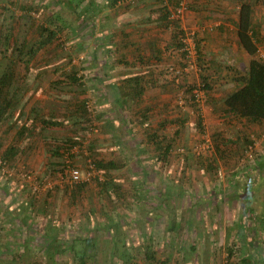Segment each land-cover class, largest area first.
<instances>
[{"label": "rangeland", "instance_id": "1", "mask_svg": "<svg viewBox=\"0 0 264 264\" xmlns=\"http://www.w3.org/2000/svg\"><path fill=\"white\" fill-rule=\"evenodd\" d=\"M88 1L89 0H85L81 3L78 7V12L75 13L73 10L63 7L60 0H0V11H2V7L6 5L11 9L14 15L13 24L15 32H17L18 26L23 22V18H21V15L24 14L23 9H31L30 14L33 25L27 37L31 38L35 26L42 23L46 17L54 12H59L63 19L69 24L53 44L47 46L38 53L31 64V73L26 74L27 72L24 69L17 66L15 70L17 75L13 86L15 87L18 82L20 83L17 86L19 87L18 100H20V104L13 109L11 116L8 118V121L11 123L15 121L16 126L12 129H7L6 123L1 126V131H3V133L0 131V138H3V135L6 134L4 135L5 140H0L3 143L0 147V151H2L4 147L11 142V137L15 133V130L23 123L28 124V132L17 143L19 154L14 163L10 164L12 167H4V170L3 168L0 169V226L1 228L10 227L9 229L15 231V228H20V225H24V228L27 227L26 229L29 231L31 230V233L33 232L32 235L35 237L33 241L42 243L39 249L32 246L26 251V257L30 260H34L31 264H48V261H50L48 259L49 256L45 259L42 252L44 246V228H47L52 233L63 235L62 237L65 238L77 235L81 227L85 228L84 226L87 224L91 225L90 227H96V222L100 221L99 218L105 216L101 211L103 213L108 212L109 215L114 212L117 216L118 211L120 213L126 211L128 216L123 218V221H127L125 222L127 224L125 231L127 230L128 232L126 238L129 244L132 243V246H135L134 250L132 248V252H127L126 254L128 256L133 255L131 257L134 259L137 257V262L141 264L142 256L137 253L138 248L136 247L140 237L138 232L140 228L143 230V227L146 231L150 229L145 226L147 221L146 218L149 216L147 211L150 210V202L155 205L160 199H165L168 196L171 200H174V196L179 197L181 195L184 198L186 196L223 192L229 194L235 188L232 186L225 187L226 189L224 191V187L218 186L217 184L219 180L232 178L231 180L239 185L238 181L235 179L239 180L243 178L246 172H253L255 163H259V160L264 159V123L255 124L241 119L236 121L237 119L234 118V127L236 128L229 129V131H235V129L239 130L238 140L233 142L235 143L234 145H231L230 141L226 142L225 138L222 140L210 134L207 124L203 121L204 131L201 132L198 129L196 120L198 115H201L202 105L208 100L206 99L208 98V91L204 92V101L202 103L199 104L195 101L192 103L188 100L190 95L186 93L187 85H197L204 81L210 82L212 88L216 86L217 88L220 87L221 91H224L227 85L224 88L220 85L221 82L219 81V77L216 76V74L219 73L217 69L221 67L222 70L227 69L235 65V60L243 63L246 61L242 59L240 55H236L237 59L233 57V60L228 54L230 49L225 47L227 54H217L219 50H221L222 43L221 46L214 42L205 44L203 43V39L201 42H198L197 49L198 58L196 62L199 69L194 68L186 73L183 72V74L178 77L177 81L171 74L173 70L171 68L182 69L184 67L185 55L181 47L176 48L168 45V48L172 49L170 51L172 53L174 52L171 54L174 58L173 64H170V66L166 68L168 72L171 73L170 75L166 74L168 77L165 78L164 82L172 81L175 91L172 98L178 103H174V106L177 105V109L173 107L175 113H180V117H175L172 122L168 123V126H170L168 134L169 136L173 135V149L167 158L168 160L160 162V160L157 159V151L156 153H146L145 151L139 153V145L142 144L143 141H140V144L137 145L134 138H130L131 133L129 134V129L131 128L132 130L133 126H138L140 128L139 125L142 121L140 120L142 117L138 114L139 110L135 105L128 108L131 114L124 113V117L126 118L127 116L124 122H122L124 119L119 109H113V107L109 105L103 106V104L99 103V105L97 104V107H93V110L90 112L92 125L95 123L96 126L84 128V124L76 122L75 124H70L71 126L66 123L63 127H41L35 118L48 119L52 117L57 119L61 117L63 113L68 114V112L74 108L76 100L80 98L86 97L90 106L92 104L91 101L94 103L96 102L97 93L102 89L100 86L90 84V80H88L90 76H93V73L90 75L89 69L91 65L90 61L92 60L91 56L93 55L92 47H94L92 40L88 38L90 31L87 30L88 27L84 25V20L88 19V22H91L89 17H92V12H83V8L88 4ZM105 1L106 0H92V3L93 5L97 3L101 5L103 3L105 4ZM184 1L186 2V9L188 7L190 10L191 8L188 6V0ZM199 1H203L204 3L210 1V3H214V1L217 0H189V2L194 4H198ZM220 1L221 0H219V2ZM222 1L226 3L228 9H234L236 13L238 12L241 2H247L252 6L251 20L255 22L259 21L262 31L264 32V0ZM170 7H172V5H170ZM186 9L183 13V17L178 21L182 33H178V30H176V27L174 28L173 25L168 31L171 32L172 35H177L178 38L183 36L189 40V32L193 31V34H195V31L189 29L186 25L185 28L182 26L185 12L188 11ZM172 10L173 7L169 10V15ZM210 14L211 13L206 15L197 14L191 26H199L197 20L201 23L205 22L207 26H211L208 25V22H213L211 19H214L213 15L216 16V14ZM6 16H8V12H6ZM224 44L226 43H223V45ZM107 47L108 48L105 46V52L109 56L110 53H112V49L109 46ZM258 48L260 52L264 54V40L259 42ZM234 49L237 50L238 48L234 47L233 50ZM97 51L100 54H98L96 59V68H98L97 70L100 72L102 52L100 49ZM224 54H226L227 58L222 56ZM175 57H177L176 61H174ZM8 63V60L0 57V74ZM72 69H77L78 75H84L82 81L85 88L83 95L73 98L69 90L75 89L74 86H55L54 84V81L59 78L65 80V76L70 74ZM162 71H164V69ZM171 78H173V80ZM66 101H71V104L67 106L65 103ZM148 107L149 110L153 109L149 105ZM104 108L108 110L104 111ZM91 109L92 107L90 106V110ZM97 110L98 113H96ZM153 110L156 111V109ZM51 111L53 113L49 114ZM133 111L135 112L133 113ZM185 111H189L190 113L186 118H182L185 119L183 122L180 121L181 113ZM150 114L149 111L148 115ZM112 116L116 118L117 122L114 123L115 120H113L114 118H112ZM120 117L122 120H120ZM108 119H110L109 125H107ZM225 121L227 128L228 125L230 126L233 124L231 120L224 119V122ZM117 123L119 126L109 132L108 127L111 125H118ZM148 123L151 126L155 125V122H147V124ZM100 128H104L105 133L101 132ZM143 128L144 127H142V130ZM94 129H98V132ZM72 130H78L82 134L83 138L80 140L82 147L80 145V148L78 146L72 148V150H70V153L73 155L72 157L69 156V151L63 152L64 157L54 154V148L63 145L62 143H64L65 136ZM161 131L159 133H161ZM204 134H207L210 140V147L200 152L198 146ZM246 138L249 139L252 144L246 143ZM91 140H96V147L93 149V153H95L94 157L103 160L115 159V157H119L120 159H122V157L124 158L126 166L119 171L111 172L110 175L114 181L123 186L125 192L129 195L125 199H116L114 196H111L109 199L111 202H109L105 195L95 196V191L98 190V188L93 182L75 198L70 197L68 185H66L69 179L67 170L69 166L64 167V165L72 164L73 167L80 170L81 176L84 178L86 175L85 166L87 162L90 159L93 161V153L90 154L88 149V144ZM219 141L224 143V149L226 151L230 152L232 150L236 152L237 157L234 159L236 162H229L231 159L229 161L226 160L228 164L225 163L222 165L223 167L220 168L217 166L215 169L211 167L209 163H212L216 158H212L214 155L212 151L215 143ZM149 144L151 143L144 142L142 150L145 149L144 147L147 148ZM245 148H247L246 153L244 150ZM60 150L62 151V147L58 149L59 152ZM249 150L251 151L249 152ZM237 166L240 169L237 170ZM233 171L236 175H234ZM258 171L259 172L256 171L255 173L258 175L260 179H258V183H260L261 179L264 180V170L262 171L259 169ZM252 188L255 187L252 186L249 189ZM238 189L240 191V188ZM147 190H149V192H147ZM159 190H161V194H159ZM135 192L140 195L144 194L145 196L142 195V197L136 198L137 195L135 197ZM149 197L152 198L150 202ZM163 204L166 205L167 203L163 201ZM91 221L93 222L91 223ZM243 222L247 224L249 221L244 219ZM161 226L163 227V225ZM9 235H11V233H9ZM190 236L191 235H187V238ZM0 242L4 243L3 241ZM163 242L164 236L160 238V243ZM230 243H234V249H236L235 253L238 254V256L235 255V257L239 258L240 252L237 250L239 247L237 244L239 242L235 240ZM241 251L246 253V250ZM18 252L19 250L16 248H11L6 252H2L0 254V263L10 261L13 259L12 257L14 254ZM97 253V258L101 260L105 258L109 261L113 258L112 255H109V252L103 249H98ZM158 253L159 255H157V257L165 258L168 251L165 249V246L162 245L158 247ZM221 254L222 253L219 254V264H227L226 251L223 252L222 255ZM91 260L93 259H90V261ZM94 260L96 259L94 258ZM234 260L237 259L235 258ZM71 262L72 256L68 253L62 256H56V264H71ZM89 264H91V262ZM94 264H96V262ZM97 264H99V262Z\"/></svg>", "mask_w": 264, "mask_h": 264}, {"label": "crops", "instance_id": "2", "mask_svg": "<svg viewBox=\"0 0 264 264\" xmlns=\"http://www.w3.org/2000/svg\"><path fill=\"white\" fill-rule=\"evenodd\" d=\"M111 1L112 0H106L105 4L103 3L100 5L97 3L93 5L92 0H89L88 4L83 8L88 12H92V17H89L91 22H88V19L84 20V25L88 27L87 30L90 31L88 38L92 40L94 46L92 47L93 55L91 56L92 60L90 61L91 65L89 69L90 75L93 73V76H90L88 80H90V84L102 88L97 93L96 102L94 103L91 101V103L94 107H97L99 103L103 104V106L109 105L113 107V109H119L121 114L125 112L129 113L127 107V109L121 107L122 104L128 107L135 105L139 110L138 114H140V116L142 115L143 108H149V105L153 109H156V111L153 109L149 110L151 114L146 120V122H155V125L151 126L152 128L150 131L156 132L160 137L166 136L173 139V135L169 136L168 134L170 128L168 123L172 122L175 117H180V113H175L177 105L174 106L176 101L172 98L175 92L172 81H163V84H160L158 81L151 86H146L144 87L142 95L130 102L118 101L119 99L123 100L125 97L123 98L122 96L121 99V95L114 94V88L112 87L113 84L119 85L122 79L129 73H139L141 75L152 73L156 80L162 77L160 73H164L165 77H168L166 74L170 75L171 72H168L166 68L169 67L170 64H173L174 58L173 55H171L174 52L172 53L170 51L172 49L168 48V45H171L173 42V35L168 31V29L172 28V24L169 19L163 21L162 15L164 13L161 14L157 11L163 3L161 4V2L157 0H133L131 4H128L125 0H119L116 3H111ZM162 1L166 2L167 0ZM187 2L191 9L189 10L188 7L186 9L188 11L185 12L182 24L183 28L188 26L189 29L194 30V36L197 37V41L199 42L203 39V43L205 44L214 42L221 46L222 43L221 50H219L217 54H227L225 48H228L230 49L228 54L233 60V57L237 59L236 55H240L242 59L246 60L245 63L235 60V65L223 70L221 66L220 69H217L219 73L216 74V76L219 77V81L221 82L220 85H222L223 88L226 85L227 87L224 91H221L220 87L217 88L213 86V88L208 91V98H206L208 100H206L205 104L201 107L202 121L207 124L210 134L222 140L225 138L226 142L230 141L231 145H234L235 143L233 142L237 141L239 136V130L235 129V131H229L230 128H236L234 127V118L237 119L236 121L240 119L245 121L246 119L240 117L238 112L233 110V108L242 110L254 99L249 92L245 91L242 79L249 75L250 63L253 58L257 57L260 59L261 57L264 62V54L261 53L258 48L259 42L264 40V32L262 31L259 21L255 22L251 20L257 39L256 55L254 56V54L243 49L239 43L237 37L238 17L234 9H228L226 3L222 0L220 2L219 0L214 1V3L208 1L209 4L203 1H199L198 4L191 3L189 0ZM171 8L170 5L167 6L168 11ZM208 13L216 14V16L213 15L214 19H211L213 22H208V25L211 26H207L205 22L201 23L199 20H197L199 26H191L197 14L206 15ZM223 43L226 44L223 45ZM105 46L106 48L109 46L112 49V53H110L109 56L105 52ZM234 47L238 49H234V51ZM98 49L102 52L100 72H98V68H96V59L98 54H100L97 51ZM226 54L222 56L227 58ZM176 60L177 57H175L174 61ZM163 69L164 71H162ZM260 89L259 95H261L263 99L264 81L261 82ZM235 93H240V98H233ZM242 97L245 98V103L238 101V99ZM230 98L233 99L232 102H230ZM176 104L178 103L176 102ZM105 110L108 109L104 108V111ZM134 112L135 111H133V113ZM96 113H98V110ZM189 113V111L181 113V120H179H185L182 118H186ZM113 116L112 118H114L113 120H115V123L117 121ZM224 119L233 121V124L230 126L228 125L227 128ZM120 120H122L121 117ZM124 120H122V122H124ZM109 121L110 119H108V122ZM158 123L165 124V128L161 133L157 130ZM260 123L262 124L264 121ZM146 124L145 122L143 125L140 123V128L138 126H133L132 130L131 128L129 129V134L131 133L130 138H134L135 141L137 140V145L140 144V141H143V143L146 142V135L143 134L142 130V127ZM117 126H119V124L111 125L109 128L113 130L117 128ZM143 143L139 145V153H143L144 151L146 153H156L154 145L152 144H149L147 148L144 147L145 149L142 150ZM212 153L214 154L212 158H216L209 164L215 169L217 166L220 168L223 167V164H228L226 160L229 161L231 159L229 162H233L237 157L236 152L232 150L230 152L226 151L224 149V143L221 141L215 143ZM258 162L259 163H255V170L253 167V172L249 171V176L245 173L243 178L239 180L235 179L238 181L240 187L235 181L233 182V180H231L232 178L219 180L217 184L218 186H223L224 191L229 186L235 188L229 194L223 192L186 196L184 198L182 195L179 197L173 195L174 200H171L168 196L166 199H160L155 205L150 202L152 198L149 197L150 210L147 211L149 216L146 218L147 221L145 226L150 229L146 231L144 227L143 230L140 228L138 232L140 236L139 242L136 246L138 248L137 250L142 251L143 249H147V247L158 249V247L163 245L168 251L165 256L167 258V264H219V254H223L225 251L227 253V248L229 246H232L234 249V243L231 244L230 242L237 240L239 242L238 244L236 243L239 246L238 248H241L240 250H246L244 254L251 255L250 260L254 259L255 264H264V180L261 179L260 183H258L259 178L257 173H255L259 169L262 171L264 170V160H259ZM236 169L238 170L240 168L237 166ZM234 175H236L235 172ZM237 186L240 188V191ZM252 186L255 188L249 189ZM163 201L167 204H163ZM101 213L105 214V216L108 214V212L103 213L102 211ZM113 213L114 212H112V214ZM105 216L99 218L100 221L96 222V227L93 228L90 227L91 225L87 224L88 226H85L83 230L80 229L77 234L81 236L89 234V236L92 237L94 234H97V236L102 238H99L100 243L104 239V241L108 242L113 235L114 226H117L118 230L120 232L122 231L125 235L127 245L126 253L132 252V248L135 249V246L132 247L133 244H129L127 241L126 235L128 232L127 230L125 231L127 225L125 222L127 221H123V218L128 216L126 211H122L121 213L118 211L119 217L117 214L114 217L116 218V223H112V225L110 224L109 226H107L109 221L107 222ZM244 219L249 222L246 224L243 222ZM92 222L93 221H91V223ZM161 225H163V227ZM20 226V228H15V231L9 229L10 227L1 228L0 226V241L4 242H0V250H2L0 254L11 248H16L20 252L18 253L20 256L7 261L8 264H31L34 260H30L26 257V251L32 246L38 249L42 246L41 242L38 243L33 241L35 237L32 235L33 232L31 233V230L29 231L26 229L27 227L24 228V225ZM98 226H100V228H98ZM9 233H11V235H9ZM187 235L191 236L187 238ZM163 236L164 242L160 243V238ZM108 244L110 247L112 246L111 243ZM99 250H101V248ZM97 252L96 256H92L93 259H96L94 260L96 264L98 262L99 264H133V262H135V264H140V262H137L136 256L134 259L127 254V257L121 256L122 258L120 259L112 256L113 258L109 261L105 258L101 260L97 258ZM109 255H111V250L109 251ZM235 255L238 256L237 253H235ZM235 258L237 259V257ZM94 261H92L91 264H94ZM7 262L0 264H7Z\"/></svg>", "mask_w": 264, "mask_h": 264}, {"label": "trees", "instance_id": "3", "mask_svg": "<svg viewBox=\"0 0 264 264\" xmlns=\"http://www.w3.org/2000/svg\"><path fill=\"white\" fill-rule=\"evenodd\" d=\"M61 5L63 7H66L68 9L73 10L75 13L78 12V7L83 3L85 0H60ZM119 0H112L111 3H116ZM128 2V4H131L133 2L132 0H125ZM158 2L163 3L157 11L159 13H164L162 16V20H170L169 18V11L167 10V6L170 4L172 7H176L180 0H167L165 3L162 0H157ZM168 2V3H167ZM90 4V3H89ZM24 14H22L21 18H23V22L21 25H19L17 32H15L13 20L14 15L9 7L4 5L2 7V11H0V57L6 59L9 61L8 65L4 68L3 72L0 74V131L1 126L4 124L7 125V129H12L16 125V122L13 121L12 123L8 121V118L11 116V113L13 109L20 104V100H18V92L19 87H17L20 83L18 82L17 86H13L16 80V68L19 66V68L24 69L28 74L31 73V64L35 57L38 55V53L46 48L47 46L54 43V41L57 40V37L62 33L63 30H65L69 24L63 19L61 14L59 12H54L48 17L45 18V20L37 24L35 26V30L33 32V35L30 37H27L29 30L31 29V26L33 25L31 21V14L30 8H25ZM87 11L86 9L83 10V12ZM6 12H8V16H6ZM252 16V6L249 5L247 2H241L238 8L237 17H238V29H237V37L239 39V43L242 46L243 49H245L247 52L256 55V33L252 27L251 23V17ZM171 24L174 26L176 30H178V33H182V30L180 29L179 22L178 21H172L170 20ZM21 27V28H20ZM173 42L172 46L176 48H180L182 46L179 38L177 35H173ZM198 49V42L197 37H194ZM172 74V73H171ZM173 75V74H172ZM160 76L157 80L154 78V75L152 73H149L147 75H141L139 73H129L125 78L122 79L121 83L119 85L113 84L112 87L113 93L116 95H121V99L123 96V100H118L121 102H130L137 98H139L142 95V92L144 90V87L151 86L159 81L160 84H163L162 82L165 80V75L163 73H160ZM65 80L62 78H59L54 81L55 86L57 85H67V86H74L75 89L69 90L71 92L72 98L73 97H79V95H83L85 92L84 83L82 79L84 78V75H78L77 69H72L71 73L65 76ZM174 78V77H173ZM173 78H171L173 80ZM206 80V79H204ZM264 81V62L255 57L251 60L250 63V71L249 75L247 77H244L242 79V82H244L245 91L249 92L251 96L254 98L252 99L246 108L239 110V108H233V110H236L238 112L240 117H244L247 121L253 122V123H260L264 121V98L262 99L260 94V86L261 82ZM204 82V81H203ZM197 85L195 84H188L186 87V93L190 95L188 98L189 102H194L193 97V89L196 88ZM212 89V84L210 82H204V86L202 87V90L204 92L209 91ZM67 92V91H66ZM240 98V93H235L233 95V98ZM129 99V100H128ZM230 102L233 101L232 98L229 99ZM237 101V100H236ZM238 101L245 103V98L238 99ZM117 102V100H116ZM24 103V101H23ZM22 103V104H23ZM68 106V104H71V101L65 102ZM88 99L80 98L76 100L74 104V108L68 112V114H62L61 117H58L57 119L54 118H48V119H36L38 121V124L42 126L47 127H63L66 123L69 125L75 124L76 122L79 124H84V128L87 127H93L96 126L95 123L92 125V118L90 112L93 110V105L90 106L92 109L90 110ZM121 107H127L123 104ZM148 108H143L142 110V121L143 124L148 119ZM239 110V111H237ZM51 111L49 114H52ZM123 115V116H122ZM99 116V115H98ZM122 118L126 119L124 117V113L121 114ZM201 116V115H200ZM198 115L196 124L198 126V129L202 132L203 129V123H202V117ZM57 117V116H56ZM95 118V117H94ZM125 121V120H124ZM9 122V123H8ZM180 123V122H179ZM70 125V126H71ZM109 125V122L107 123ZM106 125V126H107ZM165 124L158 123L157 124V130L161 131ZM110 127V126H109ZM108 127V131L111 130V128ZM151 125L148 123L144 125L143 128V134L146 135V142L151 143L154 145L155 150L158 152L157 159L162 161L168 160L172 149V143L173 139H170V137L162 136L160 137L159 134H157L154 131L151 130ZM28 124L23 123L18 129L15 130V133L11 137V142L4 147L2 151H0V169L4 167L9 168L10 164H13L17 155L19 154L17 149V143L26 135L28 132ZM98 130V129H94ZM101 132L105 133L104 128H100ZM98 132V131H97ZM3 133V131H1ZM6 135V134H4ZM1 137L0 140H5ZM82 134L78 130H72L65 136L63 145H60L58 148H54L53 153L57 154L59 156H63V152L69 151V156H73L70 153V150L72 148L78 146L80 148L81 141L82 140ZM0 141V147L3 144ZM96 140H91L88 144L89 153L92 154L95 149ZM137 141V140H136ZM135 141V142H136ZM246 143L252 144L249 139L246 138ZM62 147V151H58V149ZM82 147V145H81ZM247 148H245V153ZM93 153V161L91 159L89 160L93 165V173L88 180H83L80 178L79 181H71L68 179V182L66 185H68L69 193L71 198H75L77 195L82 193L86 187L90 183H94L95 186L98 188V190L95 191V196L105 195L108 198V201L111 202L109 199L111 196H114L116 199H125L127 196H129L123 186L120 183H117L112 179V176L110 175L111 172L119 171L122 168L126 166L125 160L122 157L120 159L119 157H115V159H101L94 157ZM160 156V157H159ZM264 160V159H262ZM72 167V164L70 165H64V167ZM87 166V164H86ZM85 166V167H86ZM12 167V166H10ZM86 167V171H87ZM66 170V169H65ZM255 170V167H254ZM257 172H259L257 170ZM81 173V172H80ZM246 174L250 175L249 172H246ZM248 175V176H249ZM149 192V190H147ZM159 194H161V190H159ZM137 195V197H136ZM145 196L144 194H137L135 192V197L140 198ZM147 196V195H146ZM151 196V195H150ZM167 198V197H166ZM165 198V199H166ZM114 214V213H113ZM110 214L106 217L107 226H109L112 223H116V214ZM89 220V219H87ZM88 226V225H86ZM85 227V226H84ZM87 228V227H86ZM100 228V226H98ZM109 228V227H108ZM84 228L81 227V230ZM63 235H58V233H52L47 228L43 229V237H44V246H43V256L45 259L49 256L48 264H56V256L63 255L68 253L72 256V264H89L90 262L94 261L92 256H96V252L98 251L97 248H101L104 251L109 252L111 250V255L115 256L117 258H122L126 256V241H125V235L124 233L118 230L117 226H114L113 235L110 238V241H104L99 242V236L97 234H94L93 237L89 236V234L85 235H73L70 237H62ZM101 247H100V245ZM108 243H111V247ZM133 247V246H132ZM241 248H238L237 250L239 252V258L238 260L233 261L235 259V250L232 246H229L227 248V264H255V260L251 259L249 254H244V251L240 250ZM134 250V249H133ZM19 253V252H18ZM14 254L12 258H17L20 256V254ZM137 253L142 258L141 264H167V258L157 257L159 255L158 249H153L147 247V249H143L141 253L137 250ZM18 255V256H17ZM122 256V257H121ZM132 256V255H131ZM130 256V257H131ZM92 259L89 261V259ZM127 257V256H126ZM127 259V258H126ZM128 260V259H127ZM52 261V262H51ZM95 262V261H94ZM126 262V261H125ZM135 264V262H133ZM176 264V263H175Z\"/></svg>", "mask_w": 264, "mask_h": 264}, {"label": "built area", "instance_id": "4", "mask_svg": "<svg viewBox=\"0 0 264 264\" xmlns=\"http://www.w3.org/2000/svg\"><path fill=\"white\" fill-rule=\"evenodd\" d=\"M186 9V2L184 0H180L178 5L176 7L173 8V10L170 12L169 18L175 21H179L181 20V18L183 17V13ZM189 40H187V38L180 36L179 40L182 44L181 49L182 52L185 55V61H184V67L182 69L179 68H171L172 70V74L175 77V80H178V77H180L183 72L186 73L188 71H191L194 68H198L197 65V58H198V54H197V47L195 44V39H194V34L193 31L189 32ZM199 69V68H198ZM204 86V82H201L200 84H197L196 88L193 89L192 91V95L194 97V101L196 103H202L204 101V91L202 90V87ZM89 107V105H88ZM90 109V107H89ZM210 147V140L207 136V134H204L202 136V140L201 143L198 146V150L200 152L207 150ZM251 150H249L250 152ZM88 169L86 171V175L83 178L81 176L80 170L78 168L75 167H69L68 170V176H69V180L71 181H79L80 178L83 180H88L90 178V176L95 173L93 171V165L90 161L87 162V166Z\"/></svg>", "mask_w": 264, "mask_h": 264}]
</instances>
